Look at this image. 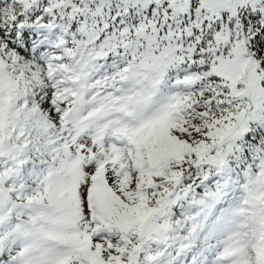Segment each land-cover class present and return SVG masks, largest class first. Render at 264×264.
I'll return each mask as SVG.
<instances>
[{"label":"trees","instance_id":"obj_1","mask_svg":"<svg viewBox=\"0 0 264 264\" xmlns=\"http://www.w3.org/2000/svg\"><path fill=\"white\" fill-rule=\"evenodd\" d=\"M40 1L43 9H34ZM11 2L29 9L27 15L36 12L49 19V14H57L76 36L74 49L80 59L116 51L131 61L134 74L139 71L149 80L164 73L176 76L181 60L195 71L202 88L182 101L186 111L157 139L147 135L137 154L148 170L146 186L133 192L123 176H114L107 196L112 212L105 209V225L126 237L130 260L97 248L95 260L65 264H154L131 258L134 253L148 258L150 246L159 248L170 237L179 240L191 232L190 216L181 208L216 158L251 184L258 198L264 178V0H225L233 9L224 19L200 25L197 10L202 12L199 17L207 14L202 0H0V59L6 65L30 60L20 46L5 43L7 24L1 18L13 15L2 16L1 8ZM45 9L48 14H43ZM7 47L14 52L8 53ZM237 78L241 81L236 83ZM135 86L143 88L139 82L129 84L133 90ZM172 135L180 148L169 141ZM12 198L8 189L0 191V221L9 224L0 235L3 246L20 229L8 221Z\"/></svg>","mask_w":264,"mask_h":264},{"label":"rangeland","instance_id":"obj_2","mask_svg":"<svg viewBox=\"0 0 264 264\" xmlns=\"http://www.w3.org/2000/svg\"><path fill=\"white\" fill-rule=\"evenodd\" d=\"M224 1L202 0L201 6L207 11V14H202V17H199L201 11L197 10V24L205 23L207 19L210 21L223 20V14H226L229 9H233L229 3ZM41 6H43L42 1L36 4L34 9L42 10ZM28 11L30 10L23 8L22 4L18 2H11L1 8L2 16L13 15L8 19L1 18L7 24L5 28V43L10 41L13 46H20L24 50L25 55L29 54L30 60L17 65H6L0 59V123L3 121L8 124L15 123L14 127H18L19 132L21 127L16 122L23 123L24 126L22 127H25L23 140H21L19 135L14 140L26 144L31 141V143L25 147L17 146L16 144L5 147L8 145L7 136L9 131L7 124H0V152L3 151L1 156L4 157L6 163L4 173L3 168H1L4 178L1 177L3 181L0 191H3V187H7L14 193L17 201L22 202L26 206L28 201L32 199L31 206L35 209V212V207L41 208L44 214L41 216L42 219H45L46 207H48L47 215L61 220L50 224L52 225V231L43 232L37 225L29 221L26 226L36 240V244L40 245V242L44 246H51L54 242H57L63 245L67 242L64 235L58 238V241L54 240L52 236L55 233V229L62 225V221L67 222L60 229V232L64 233L67 225L71 224L73 219L76 220L73 227L67 228L70 238L75 241L78 232L84 229V223L88 220L89 210L86 207V186L87 180L89 181V178L93 177L91 174L94 169L82 170L77 165L85 163L83 155H86V151H83V149L93 147L92 140H95V137L92 138V134L95 131L92 133V126L91 129L85 128L93 116L83 123L82 131L76 140V136L68 135L69 140L65 145L69 146L75 140L76 143L71 145L73 150L67 146L63 148L67 157L77 165L71 161H64L61 150L58 147L54 150L53 147L48 148L46 145L49 139L47 134L52 133L57 136L62 132L65 134L68 129L62 130V128L64 123L70 121V109L77 107L79 102L80 104L81 102L85 103L83 115H86L89 111L101 109L105 104L100 101L101 99L97 96L96 90L93 92L94 83L89 79L90 70L86 73L88 76L87 84L79 85L75 81V78L81 77L80 72L83 73L86 67H81L83 59L79 60L75 49L70 54L71 48L67 45V41L72 36L68 27L64 25L66 23L61 21L57 14H49V21H45L46 17L38 15L36 12H30V15H27L25 12ZM44 13L48 14V9H45ZM48 22L50 24H47ZM36 34H42L43 39L32 43L37 39L35 37ZM43 45L44 47L42 48ZM7 49L8 53L14 52L9 47ZM88 57L91 59V54H88ZM94 66H90V68L92 69ZM240 81L241 79L237 78L234 82ZM158 83L156 82L155 86ZM56 84L59 92L55 89ZM178 98H180V95L174 97L175 100ZM81 110L79 109L78 116L75 119L79 117ZM153 115H155L154 119L149 120L146 125V132L153 137H157V131L155 130L157 122L160 123L159 130L162 133L169 127V123H174L179 119L171 116L169 111L164 114L156 110ZM35 120L36 124L43 125V131L33 130L31 125L34 124ZM161 123H166V125L161 126ZM71 126H74V124H71ZM36 128L40 129L39 127ZM46 128H49V130L45 131ZM143 140L142 138V142ZM169 141L171 143L175 142L173 144L174 148H180L182 145L174 135L170 137ZM170 149L172 151L180 150ZM216 160L218 159L216 158ZM32 161L35 162L34 166L29 164ZM214 162L212 161L211 165H214ZM56 170H58L57 174ZM79 172H82V178ZM28 178H31L29 185L26 182ZM24 187H27V189L25 190ZM104 187L105 185L98 188L95 194L98 204L97 210L99 211H104L106 207L105 201L99 199V194L102 193ZM26 191L30 196L28 200L23 196ZM231 196L235 197L236 194ZM78 198L79 200H77ZM225 201H227V197ZM34 202H43L46 207L40 203L34 204ZM76 204L79 210L74 214L72 210L75 209L74 206ZM238 205L239 202L231 201L228 206L224 207L223 201L221 202V208L216 210L215 215L213 214L211 217L213 222L210 228H203L207 232L205 233L202 229L197 230L200 234V240L197 241L200 247L198 249L195 247L192 257L184 253L182 254L183 260H178L177 258L172 259L167 255L168 260H155V264L160 262L161 264H264V256L259 254L261 250H264V240L260 239V237L264 238V194L259 199V202L250 209V211L252 210L253 218L251 215L248 218H243L238 214L237 219L240 222V227L233 220L236 219L233 218V213L230 214L231 220L225 213L235 211ZM14 215L19 219L28 217L23 210L16 211ZM77 215H79L80 219H77ZM33 220L35 223H43L44 228H48V224L38 218L36 214H33ZM225 225L226 228L233 227V230H225L223 227ZM20 232H25V230L21 228ZM243 235L248 239V249L252 254L249 252L247 254L245 251L244 241H242L244 239ZM54 237L59 236L54 235ZM83 248L87 252V248ZM26 251L24 248V252ZM4 252L3 255L6 258L17 259L0 260V264H65L66 262V260L56 256H53V260L51 259L52 255H57L58 252L54 248L42 251V254L37 255L36 260H23L26 259L27 255L22 252L20 242L16 239H10V242L4 248ZM236 253H238L239 260L225 259V257H231ZM3 255L0 254V257H3ZM39 256L42 257V260H37ZM219 256H223V259L216 260L215 257ZM86 259L95 260L94 256H87ZM72 261L73 259L68 262ZM145 262L148 263L147 260Z\"/></svg>","mask_w":264,"mask_h":264},{"label":"bare ground","instance_id":"obj_3","mask_svg":"<svg viewBox=\"0 0 264 264\" xmlns=\"http://www.w3.org/2000/svg\"><path fill=\"white\" fill-rule=\"evenodd\" d=\"M44 47V45L42 46V48Z\"/></svg>","mask_w":264,"mask_h":264}]
</instances>
